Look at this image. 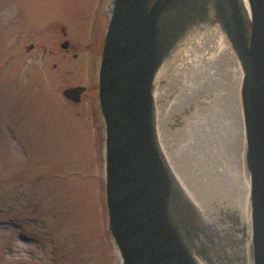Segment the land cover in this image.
<instances>
[{"label": "water", "instance_id": "obj_1", "mask_svg": "<svg viewBox=\"0 0 264 264\" xmlns=\"http://www.w3.org/2000/svg\"><path fill=\"white\" fill-rule=\"evenodd\" d=\"M104 13L97 102L120 264H264V0H107Z\"/></svg>", "mask_w": 264, "mask_h": 264}, {"label": "rangeland", "instance_id": "obj_2", "mask_svg": "<svg viewBox=\"0 0 264 264\" xmlns=\"http://www.w3.org/2000/svg\"><path fill=\"white\" fill-rule=\"evenodd\" d=\"M88 3L0 0V264H120L106 226L103 122L62 96L96 84L89 29L75 25ZM61 26L71 44L81 39L77 59L59 46Z\"/></svg>", "mask_w": 264, "mask_h": 264}, {"label": "flooded vegetation", "instance_id": "obj_3", "mask_svg": "<svg viewBox=\"0 0 264 264\" xmlns=\"http://www.w3.org/2000/svg\"><path fill=\"white\" fill-rule=\"evenodd\" d=\"M107 0H89V8L87 10L80 11L79 15L77 16L78 24L75 22L76 28H88V43H86L87 49H90V54L97 53V62L99 60L103 42V36L106 29L107 24V17L104 13V7L106 5ZM77 21V20H76ZM58 35L60 36V48L64 50V52L71 53L72 59H77L79 54L84 53L82 52L83 45L81 44V39L79 36L76 38V43L71 44L70 40L66 39L67 36V27L61 26ZM63 39V40H62ZM65 46V47H64ZM33 48V46H31ZM89 54V53H88ZM70 56V54H68ZM96 78V77H95ZM91 84L87 85H77L73 87H84V92L80 95V100L78 103H70L75 104L76 106L80 105L83 100L87 104V109L89 110V121H94L96 124H101V118L99 114V108L97 104V90L96 84L94 81H88ZM96 82V79H95ZM81 111L77 112L76 116L78 118H82Z\"/></svg>", "mask_w": 264, "mask_h": 264}]
</instances>
